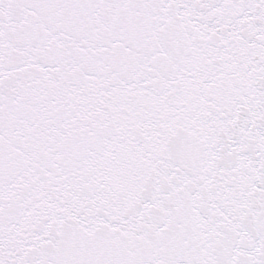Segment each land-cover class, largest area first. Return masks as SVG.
Returning a JSON list of instances; mask_svg holds the SVG:
<instances>
[{
    "label": "snow or ice",
    "instance_id": "obj_1",
    "mask_svg": "<svg viewBox=\"0 0 264 264\" xmlns=\"http://www.w3.org/2000/svg\"><path fill=\"white\" fill-rule=\"evenodd\" d=\"M0 264H264V0H0Z\"/></svg>",
    "mask_w": 264,
    "mask_h": 264
}]
</instances>
